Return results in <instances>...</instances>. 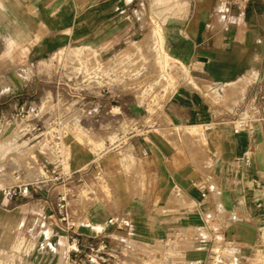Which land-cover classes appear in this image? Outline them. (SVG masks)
Listing matches in <instances>:
<instances>
[{"label":"crops","instance_id":"obj_1","mask_svg":"<svg viewBox=\"0 0 264 264\" xmlns=\"http://www.w3.org/2000/svg\"><path fill=\"white\" fill-rule=\"evenodd\" d=\"M158 29L191 81L163 102L166 126L119 130L118 156L126 157L112 151L100 157L115 209L94 203L80 232L112 231L113 216L126 225L116 235L140 243L173 242L180 232L184 243L171 246L170 261L201 264L213 231L233 241L236 264H264V125L254 123L253 133L233 128L235 114L264 82V0L245 9L227 0H0V119L48 88L42 63L57 51L76 46L115 57ZM118 106L124 121L140 122L134 103ZM198 128L206 129V142L202 130L193 131ZM12 137V127L0 128V187L12 185L14 171L32 163V149L15 148ZM67 143L72 170L96 158L73 138ZM74 145L82 154L75 165ZM44 195L11 201L0 195V247L37 227L50 232L40 217L47 211ZM47 240L56 244L57 238ZM61 253L38 250L22 264H56Z\"/></svg>","mask_w":264,"mask_h":264},{"label":"built area","instance_id":"obj_2","mask_svg":"<svg viewBox=\"0 0 264 264\" xmlns=\"http://www.w3.org/2000/svg\"><path fill=\"white\" fill-rule=\"evenodd\" d=\"M227 1L239 9H245L253 0ZM65 49L57 51L49 59H55ZM86 49L90 50L87 60L91 62L87 72L102 70V61L101 65L93 66L96 57L101 58L100 53ZM74 69L68 71L71 76L64 81L60 67H56L53 73L56 76L51 77L52 80H46L48 76H44L48 88L32 104H18L10 116L0 119L1 130L12 127L11 141L15 148L32 149L30 168L14 171L12 185L0 187V195L4 200L11 201L45 193L42 200L47 205V211L40 217L50 231L42 232L37 227L36 231L19 233L8 247H0V255L6 254L8 261H13L18 254V260L23 263L38 250L48 249L55 253L56 249L61 248L64 264H179L176 260L175 263L171 262L168 256L172 253V245L179 248L184 243L180 232H175L173 242L168 239L140 243L130 236L116 235L117 232H124L126 227L117 216L108 220L112 231L96 236L80 232L82 227L89 226L88 211L97 202L94 199L93 181L100 180L104 173L101 158L97 157L91 164L72 170L67 139L78 135L104 137L111 130V125L124 121V115L121 112L113 113L114 108L121 110L118 105L110 106L108 98L94 100L93 88L86 87L92 82L74 80V77L77 79L74 74L78 73L76 69L79 67ZM79 85L82 86L80 93ZM100 92L110 94L106 85ZM216 112V109L212 110L213 114ZM109 120L115 122L109 124ZM254 123L264 125V82L233 118V128L237 133H253ZM199 137L203 142L208 140L206 129L200 132ZM111 146L113 150H119L118 143H111ZM53 237L57 238L56 244L48 243L47 239ZM199 240L195 237V241ZM207 243L208 254L201 264H236L235 254L230 252L234 244L232 240L211 231Z\"/></svg>","mask_w":264,"mask_h":264},{"label":"rangeland","instance_id":"obj_3","mask_svg":"<svg viewBox=\"0 0 264 264\" xmlns=\"http://www.w3.org/2000/svg\"><path fill=\"white\" fill-rule=\"evenodd\" d=\"M147 33H145V36L141 40L129 43L115 57L103 56L100 58L97 56L93 66L101 65L102 61L104 62V68L102 70L95 69L92 73L87 72V67L91 65V62L87 60V52L90 50H87L85 47H68L59 53L55 59H48L42 63L43 67H48L49 73L40 75L41 79L44 76H48L46 80H52L51 77L56 76L53 74L54 69L60 67L63 80L66 81L71 76L68 71L79 67V69H76L78 73L74 74V76H77V79L75 77L73 79L78 82L82 80L87 81V83L92 82L91 84H87L88 86L86 87L93 88L94 100L106 97L110 106L112 104L119 105L123 101H130L139 107L138 118L141 120L138 124L134 120L129 121L125 118L126 120L120 121L119 125L116 123L111 125V130L104 137L98 135H78L73 138L77 143L90 148L97 158L102 157L108 151H112L116 158L126 157L127 154L125 153H121L119 157L118 150L116 151L112 147H109L110 142H119V138L117 137L119 130L127 133L133 127L140 125V123L141 130L148 129V126L154 130H160L163 126H166L167 123L162 111L163 102L179 85L183 82L191 81L189 74L182 65L169 56L163 37L160 34V29L154 32L153 35ZM104 85L109 88L110 98L108 95H103L100 92ZM78 88L80 93L82 86L79 85ZM119 112L124 115L123 110L119 111L118 108H114L113 113ZM201 130V128H198L193 131L199 133ZM73 153L75 165L82 159V154L76 145L73 147ZM119 163L122 165L124 161H120ZM100 178V180L93 181V185L95 186L94 199L97 202L103 201L102 203L104 204L108 203L115 209L114 204L109 203L112 200V195L106 185V179L103 176ZM8 257L6 254L0 255V262L2 261L0 264H22L21 260H18V254L13 258V261H8ZM62 257H59L56 264H64ZM178 263L181 264L182 261H178Z\"/></svg>","mask_w":264,"mask_h":264}]
</instances>
